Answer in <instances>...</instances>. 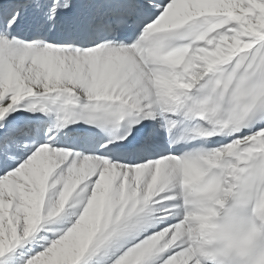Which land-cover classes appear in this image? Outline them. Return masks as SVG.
Listing matches in <instances>:
<instances>
[{
	"label": "snow or ice",
	"instance_id": "obj_1",
	"mask_svg": "<svg viewBox=\"0 0 264 264\" xmlns=\"http://www.w3.org/2000/svg\"><path fill=\"white\" fill-rule=\"evenodd\" d=\"M0 264H264V0H0Z\"/></svg>",
	"mask_w": 264,
	"mask_h": 264
}]
</instances>
